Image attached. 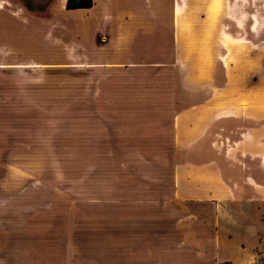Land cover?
I'll use <instances>...</instances> for the list:
<instances>
[{"label": "crops", "instance_id": "obj_1", "mask_svg": "<svg viewBox=\"0 0 264 264\" xmlns=\"http://www.w3.org/2000/svg\"><path fill=\"white\" fill-rule=\"evenodd\" d=\"M92 2L0 0V150L22 149L7 112L108 114L104 143L158 165L128 195L127 264H264V0ZM19 158L0 153V264H55Z\"/></svg>", "mask_w": 264, "mask_h": 264}, {"label": "rangeland", "instance_id": "obj_2", "mask_svg": "<svg viewBox=\"0 0 264 264\" xmlns=\"http://www.w3.org/2000/svg\"><path fill=\"white\" fill-rule=\"evenodd\" d=\"M53 104L48 112H7L12 126L7 141L22 149L0 153L17 152L18 166L37 174L40 189L49 190L55 264H127L129 247L131 255L142 251L137 239L128 246V195L144 183L152 188L142 173L157 171L158 165L133 163L142 157H127V149L104 143L103 134L110 138L108 114L78 112L77 102H69V109ZM96 131L102 142H87ZM132 231L137 235V226Z\"/></svg>", "mask_w": 264, "mask_h": 264}, {"label": "trees", "instance_id": "obj_3", "mask_svg": "<svg viewBox=\"0 0 264 264\" xmlns=\"http://www.w3.org/2000/svg\"><path fill=\"white\" fill-rule=\"evenodd\" d=\"M92 0H66L67 8H77V7H89L92 5Z\"/></svg>", "mask_w": 264, "mask_h": 264}]
</instances>
